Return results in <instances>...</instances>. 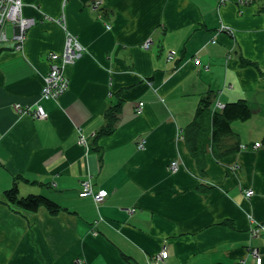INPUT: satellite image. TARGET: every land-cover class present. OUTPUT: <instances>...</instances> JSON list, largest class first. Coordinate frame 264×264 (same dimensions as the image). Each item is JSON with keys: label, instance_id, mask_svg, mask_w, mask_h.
<instances>
[{"label": "crops", "instance_id": "obj_1", "mask_svg": "<svg viewBox=\"0 0 264 264\" xmlns=\"http://www.w3.org/2000/svg\"><path fill=\"white\" fill-rule=\"evenodd\" d=\"M94 1L22 0L35 22L20 48L5 25L0 264H152L164 248L158 264H264V230L253 231L264 221V0ZM67 33L82 54L62 66L65 91L42 100ZM208 92L196 157L182 135ZM240 99L251 117L230 125L248 148L214 158L210 112ZM118 100L113 132L95 136ZM38 101L44 118L13 108ZM16 178L19 196L44 194L61 210L9 205ZM86 180L106 191L101 201L79 195Z\"/></svg>", "mask_w": 264, "mask_h": 264}, {"label": "trees", "instance_id": "obj_2", "mask_svg": "<svg viewBox=\"0 0 264 264\" xmlns=\"http://www.w3.org/2000/svg\"><path fill=\"white\" fill-rule=\"evenodd\" d=\"M242 62L244 60L241 58ZM247 62V61H246ZM245 62V63H246ZM254 64L253 62H247ZM256 66V65H255ZM211 95L206 93L202 95L198 108L195 112V117L188 123L183 131L182 137L185 139L187 148L190 149L192 155L198 157L196 141L199 131L202 129V122L199 119L201 114L208 111ZM120 111V100L109 106L105 112V124L96 132L95 136H102L103 134H111L117 122L118 114ZM251 108L244 100L229 101L219 110L210 112V142L209 149L211 150L214 158L220 159L223 156L230 155L240 150L238 135L233 131L230 125L233 120H247L251 117ZM203 130V129H202ZM264 140V139H263ZM198 167L200 172H204L203 159L198 158ZM17 178L11 184L9 189L4 191L6 202L10 205L13 204L19 209L28 211L38 210L39 208H46L49 213H57L61 207L49 197L44 194L31 193L27 195H20L16 185ZM229 225V223H226Z\"/></svg>", "mask_w": 264, "mask_h": 264}, {"label": "built area", "instance_id": "obj_3", "mask_svg": "<svg viewBox=\"0 0 264 264\" xmlns=\"http://www.w3.org/2000/svg\"><path fill=\"white\" fill-rule=\"evenodd\" d=\"M225 0H222L224 2ZM250 0H238L240 4H246ZM94 9H97L101 2L99 0L94 1L92 4ZM22 0H0V42L7 41L6 39V24H10L16 28V31L13 34L12 40L16 48H20L25 40V33L30 26H32L35 22V19L26 17L22 15ZM109 27V25H108ZM223 29V28H221ZM226 30V29H225ZM144 46L148 47L149 43L144 42ZM64 51L60 54L61 61L55 62L51 61L49 64V71L44 77V83L40 89V99L48 100V98H57L61 93L65 91L68 86V80L64 76L63 73V64L68 62H73L78 59V56L82 54L83 46H81L78 38L71 35L70 33L66 34V39L64 43ZM174 56L173 52H168V57L172 58ZM195 62L200 64L199 60L196 58ZM224 105L220 102L217 103L216 108L223 107ZM13 108L16 113H20L22 115H30L33 118H44L46 117V112H44L43 106L38 101L34 104L22 105L21 103L16 102L13 105ZM136 113H141L143 110L142 103H139L136 107ZM80 141L84 142V137L80 138ZM262 144L260 142H254L252 144V148L261 147ZM139 147L143 148V142L139 143ZM248 148L246 145H241V148ZM177 166L176 161L171 162V168H175ZM82 189L79 192V195L84 196H93L96 201H101L106 196V191L100 190L93 194L91 184L89 181H84L82 183ZM250 195V191H247V196ZM253 229L254 234H257L260 229L264 230V224H261L259 227ZM167 251L166 249H162L161 252L157 255V257L153 260L152 264H158L160 261L166 258ZM260 256H258L256 262L260 264Z\"/></svg>", "mask_w": 264, "mask_h": 264}, {"label": "rangeland", "instance_id": "obj_4", "mask_svg": "<svg viewBox=\"0 0 264 264\" xmlns=\"http://www.w3.org/2000/svg\"><path fill=\"white\" fill-rule=\"evenodd\" d=\"M222 107H219V108H215V109H217V110H219V109H221ZM137 110V109H136ZM242 149V148H241ZM176 161V160H175ZM178 162L176 161V164H177ZM170 168H171V163H170ZM176 169V167L175 168H171V170H175ZM247 191H250L249 189H245L244 190V195L246 196V197H249V196H247ZM250 194H251V191H250ZM259 223V225L257 226V227H259L261 224H264V221H262V222H258ZM261 230H259V232H260Z\"/></svg>", "mask_w": 264, "mask_h": 264}, {"label": "bare ground", "instance_id": "obj_5", "mask_svg": "<svg viewBox=\"0 0 264 264\" xmlns=\"http://www.w3.org/2000/svg\"><path fill=\"white\" fill-rule=\"evenodd\" d=\"M199 60V59H198Z\"/></svg>", "mask_w": 264, "mask_h": 264}]
</instances>
